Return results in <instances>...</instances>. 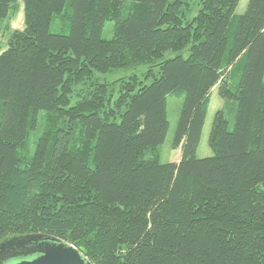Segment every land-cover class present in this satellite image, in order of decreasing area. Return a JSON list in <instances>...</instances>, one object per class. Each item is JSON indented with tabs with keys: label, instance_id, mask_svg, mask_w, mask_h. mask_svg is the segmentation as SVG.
Here are the masks:
<instances>
[{
	"label": "trees",
	"instance_id": "obj_1",
	"mask_svg": "<svg viewBox=\"0 0 264 264\" xmlns=\"http://www.w3.org/2000/svg\"><path fill=\"white\" fill-rule=\"evenodd\" d=\"M190 1L0 0V19L24 11L0 39V243L51 236L92 264H264V0L240 16L241 0H201L188 19ZM67 3L69 32H51ZM141 65L151 82L120 79L116 96L97 78ZM215 87L214 155L199 159ZM179 92L182 157L163 164Z\"/></svg>",
	"mask_w": 264,
	"mask_h": 264
},
{
	"label": "rangeland",
	"instance_id": "obj_2",
	"mask_svg": "<svg viewBox=\"0 0 264 264\" xmlns=\"http://www.w3.org/2000/svg\"><path fill=\"white\" fill-rule=\"evenodd\" d=\"M200 1L201 0H191L190 6L191 11L188 14V19L194 18L199 9H200ZM250 0H241L237 9L235 10V15L240 16L243 15L248 7ZM67 11L65 12V19H62L61 16H56L53 20V23L51 25V32L53 33H68L70 28V22L68 21V16L70 15V3H67ZM8 25L10 27V30H22L24 28V11H23V5L20 4V9L15 17L12 19H0V39L2 40V45L5 48L6 47V41L7 38L4 35V27ZM113 23L107 22L102 37L103 39L109 40L113 37ZM189 51L185 50L183 52V56L188 58L189 57ZM178 54L174 52H167L165 54V58H174ZM242 63L238 65L235 72L232 75V79L230 78L231 87L234 90L236 86L239 84L240 79V72L242 68ZM148 71V66L141 65L136 68L131 69H121V70H113L107 74H97V78L101 82H108L111 84V93H113L115 96L118 94V86L116 85V82L120 79H127L131 76H138L139 79L142 82H145L146 84H149L151 81H146L145 74ZM184 93H174L167 96V111H168V121H169V131L167 133L165 142L160 147V160L161 163H175L181 160L182 157V149L178 148L175 149L173 147L174 145V138L175 133L177 129V124L179 121L182 104L184 101ZM225 105L224 99H222L219 95L218 87H215L211 91L210 95V106L208 109L205 125L202 132L201 141L197 150V157L199 159L209 158L214 155L213 151L211 150L209 146V136L211 133L212 124L215 118L216 113L222 109ZM45 131V124L42 120V116L39 120L38 127L31 132L28 144L30 146V149H34L35 143L39 137L44 133Z\"/></svg>",
	"mask_w": 264,
	"mask_h": 264
},
{
	"label": "water",
	"instance_id": "obj_3",
	"mask_svg": "<svg viewBox=\"0 0 264 264\" xmlns=\"http://www.w3.org/2000/svg\"><path fill=\"white\" fill-rule=\"evenodd\" d=\"M0 264H92L72 245L51 236L11 237L0 243Z\"/></svg>",
	"mask_w": 264,
	"mask_h": 264
}]
</instances>
